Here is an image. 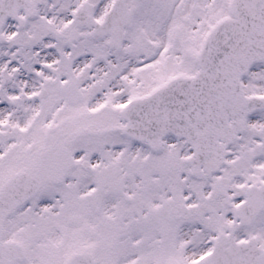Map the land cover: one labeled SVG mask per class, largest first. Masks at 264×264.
I'll list each match as a JSON object with an SVG mask.
<instances>
[{
  "label": "snow or ice",
  "instance_id": "6c2138e0",
  "mask_svg": "<svg viewBox=\"0 0 264 264\" xmlns=\"http://www.w3.org/2000/svg\"><path fill=\"white\" fill-rule=\"evenodd\" d=\"M0 264H264V0H0Z\"/></svg>",
  "mask_w": 264,
  "mask_h": 264
}]
</instances>
